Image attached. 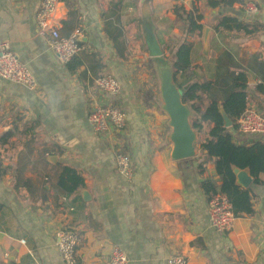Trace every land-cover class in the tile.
<instances>
[{"label":"crops","instance_id":"obj_1","mask_svg":"<svg viewBox=\"0 0 264 264\" xmlns=\"http://www.w3.org/2000/svg\"><path fill=\"white\" fill-rule=\"evenodd\" d=\"M212 1L60 0V35L81 32L71 65L78 67L70 73L49 49L47 36L36 32L39 0H0V41L36 80L30 90L0 78V264H63L54 246L60 229L78 235L76 256L82 263L107 264L116 246L128 264H164L178 255L186 264H264V174L260 184L252 177L247 188L253 213L236 217L228 233L213 231L201 183L220 181L210 159L199 172L198 142L204 135H196L194 157L171 158L169 119L142 35L146 3L162 59L169 57L172 66L173 51L192 44L195 74L210 88L205 101H221L229 74L240 73L246 108L264 117V95L257 89L264 92V0H254L257 10L251 15L236 0L216 6ZM188 15L202 26L201 33H185ZM223 17L252 34L216 30ZM105 74L120 83L111 98L96 87ZM96 104L122 109L124 130L94 134L88 115ZM256 141L264 142V135L234 139L238 145ZM117 152L130 157L131 180L116 172ZM63 167L83 179L72 195L57 186Z\"/></svg>","mask_w":264,"mask_h":264},{"label":"trees","instance_id":"obj_2","mask_svg":"<svg viewBox=\"0 0 264 264\" xmlns=\"http://www.w3.org/2000/svg\"><path fill=\"white\" fill-rule=\"evenodd\" d=\"M231 3L234 0H224ZM220 2L212 1L211 6ZM72 16V12H69ZM185 33H201L202 26L197 24L191 15L185 18ZM216 30H237L247 35L252 34L249 27L241 24L233 18L223 17L219 20ZM192 49L191 43L180 44L173 52L174 62L173 81L181 92V101L189 105L193 113L191 127L197 134H203L204 139L198 142L199 150V172H202V164L205 159H210L214 165V171L219 178V185L216 186L211 179L201 183L203 192L209 196L215 191L225 195L231 206L235 217L251 215V195L248 189H240L235 183V175L232 168L248 170L254 183L260 184L259 175L264 174V142L256 141L251 145H238L234 139L239 136L236 121L245 111L246 103V80L243 74H229L231 83L221 101H205V95L209 92V84L204 83L194 71V64L190 58ZM74 59V58H73ZM66 64L67 70L73 73L78 65H72L74 60ZM258 90L264 95L260 87ZM223 109L232 123V132L223 127V121L219 114V106ZM9 137V134L3 135ZM57 186L66 195L74 194L83 187V179L79 174L69 167H63L62 173L58 176ZM0 205V209H1Z\"/></svg>","mask_w":264,"mask_h":264},{"label":"built area","instance_id":"obj_3","mask_svg":"<svg viewBox=\"0 0 264 264\" xmlns=\"http://www.w3.org/2000/svg\"><path fill=\"white\" fill-rule=\"evenodd\" d=\"M222 2L224 0H215ZM245 15L256 12L254 0H236ZM60 0H39L34 15L36 32L47 36L49 49L61 64L70 62L80 51V30H74L69 36L62 37L59 33V22L56 18ZM0 78L24 88H36V80L30 70L11 52L9 46L0 41ZM96 87L106 98L116 96L120 91L119 81L110 74L95 80ZM88 123L94 134L104 135L109 132H121L126 126V115L122 109L112 104H96L88 115ZM237 131L243 135L263 136L264 117L253 109L246 108L236 121ZM115 169L125 180H131L133 170L130 157L122 152L115 154ZM207 219L209 227L217 233L231 231L235 216L228 198L218 190L207 197ZM23 244L24 241H21ZM79 237L76 233L65 229L56 231L54 246L63 264L82 263L76 256ZM107 264H128V258L118 247H112ZM164 264H186L183 256H171Z\"/></svg>","mask_w":264,"mask_h":264},{"label":"water","instance_id":"obj_4","mask_svg":"<svg viewBox=\"0 0 264 264\" xmlns=\"http://www.w3.org/2000/svg\"><path fill=\"white\" fill-rule=\"evenodd\" d=\"M145 15L142 18V35L147 48V54L153 58L154 67L159 78V93L161 97V109L169 119L171 128L170 142L172 143L171 158L173 160L189 159L196 155L197 132L191 127L190 117L192 110L189 105L182 103L181 92L173 81V70L169 61L162 59L163 51L157 41L154 26L150 19V11L145 3ZM209 29L204 28L202 39L204 48L207 47ZM219 114L223 121V127L229 129L232 134V123L227 117L223 106H219ZM237 186L247 189L252 183V177L248 170L232 168Z\"/></svg>","mask_w":264,"mask_h":264},{"label":"rangeland","instance_id":"obj_5","mask_svg":"<svg viewBox=\"0 0 264 264\" xmlns=\"http://www.w3.org/2000/svg\"><path fill=\"white\" fill-rule=\"evenodd\" d=\"M169 59V57L168 58H166L165 60H167V61H169L168 60ZM152 66H153V68L155 69V67H154V65L152 64ZM156 70V69H155ZM193 119V113H192V115H191V117H190V120H192Z\"/></svg>","mask_w":264,"mask_h":264}]
</instances>
